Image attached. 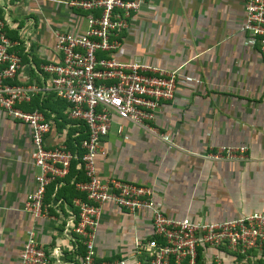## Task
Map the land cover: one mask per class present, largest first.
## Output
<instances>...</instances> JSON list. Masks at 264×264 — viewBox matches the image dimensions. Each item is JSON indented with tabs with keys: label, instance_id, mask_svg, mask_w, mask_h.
Here are the masks:
<instances>
[{
	"label": "crops",
	"instance_id": "1",
	"mask_svg": "<svg viewBox=\"0 0 264 264\" xmlns=\"http://www.w3.org/2000/svg\"><path fill=\"white\" fill-rule=\"evenodd\" d=\"M73 1L0 0L4 34L20 59L14 84L46 86L39 68L58 59L54 35L85 27L84 12L68 6ZM243 10V0H145L116 58L177 71L174 97L155 115L163 141L127 123L117 135L113 125L95 163L100 178L150 187L155 204L173 219L213 222L264 212V63L255 41L241 31ZM39 99L45 103L40 113L52 123L45 144L64 141L72 148L76 129L65 119L64 102L47 92ZM218 147H244L246 159L202 158ZM30 153L29 128L0 110V264H18L30 230L49 254L58 248L71 263L64 222L35 221L22 211L33 189ZM58 192L66 200L75 196L69 177ZM149 232L148 212L131 215L104 205L95 253L134 264V243Z\"/></svg>",
	"mask_w": 264,
	"mask_h": 264
},
{
	"label": "built area",
	"instance_id": "2",
	"mask_svg": "<svg viewBox=\"0 0 264 264\" xmlns=\"http://www.w3.org/2000/svg\"><path fill=\"white\" fill-rule=\"evenodd\" d=\"M243 3L241 31L255 41L264 63V0ZM144 4L145 0L68 3L84 12L85 27L79 33L54 35L58 59L39 68L46 86L13 83L20 59L4 34L0 18V110L30 132L33 189L25 196L22 211L35 221L61 219L71 258V263H65L58 248L49 254L30 230L18 264H127L124 258L106 261L95 253L104 205L131 215L149 213V237L134 243V264H264V212L213 222L173 219L155 204L150 187L97 175L96 159L103 156L102 144L113 125L117 135L123 131L122 123H127L163 141L155 115L161 103L173 99L177 71L140 62L121 63L116 58L122 34ZM45 92L66 105L65 119L76 129L72 148L64 141L48 147L45 138L52 123L37 110L21 108ZM202 158L240 162L246 159V149L218 147ZM67 177L75 194L69 200L57 194Z\"/></svg>",
	"mask_w": 264,
	"mask_h": 264
},
{
	"label": "trees",
	"instance_id": "3",
	"mask_svg": "<svg viewBox=\"0 0 264 264\" xmlns=\"http://www.w3.org/2000/svg\"><path fill=\"white\" fill-rule=\"evenodd\" d=\"M33 101H31V103H30V105L29 106H27V107H25L24 109L26 110V111H32V110H37V111H39V112H41L42 113V111H43V106H44V102H43V100L41 101L40 99H39V97H34L33 99H32ZM40 100V101H39ZM51 191V188H49L48 189V193L47 194H49V192ZM57 194H58V196H60V197H62L61 195H62V193H60V195H59V192H57ZM64 195V194H63ZM62 198H64V197H62Z\"/></svg>",
	"mask_w": 264,
	"mask_h": 264
}]
</instances>
